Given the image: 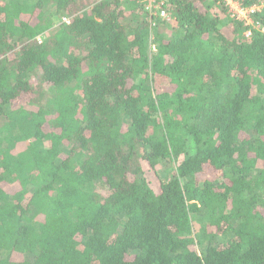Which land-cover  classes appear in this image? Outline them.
Instances as JSON below:
<instances>
[{"label": "trees", "instance_id": "trees-1", "mask_svg": "<svg viewBox=\"0 0 264 264\" xmlns=\"http://www.w3.org/2000/svg\"><path fill=\"white\" fill-rule=\"evenodd\" d=\"M143 2L0 0V264H264V33Z\"/></svg>", "mask_w": 264, "mask_h": 264}, {"label": "built area", "instance_id": "built-area-1", "mask_svg": "<svg viewBox=\"0 0 264 264\" xmlns=\"http://www.w3.org/2000/svg\"><path fill=\"white\" fill-rule=\"evenodd\" d=\"M165 0H144L145 10L150 15H156L161 19H167V13L162 9V3ZM210 5L216 7V9L223 10V12L230 18L237 22L244 23L247 30L244 32L246 38H250L252 32L260 31L264 33V27L257 21H254V15H257L264 8V4L243 6L239 0H205ZM60 23L68 24L69 18L62 17ZM36 40L41 43V38L37 37Z\"/></svg>", "mask_w": 264, "mask_h": 264}, {"label": "rangeland", "instance_id": "rangeland-1", "mask_svg": "<svg viewBox=\"0 0 264 264\" xmlns=\"http://www.w3.org/2000/svg\"><path fill=\"white\" fill-rule=\"evenodd\" d=\"M152 180H155V177H153Z\"/></svg>", "mask_w": 264, "mask_h": 264}]
</instances>
